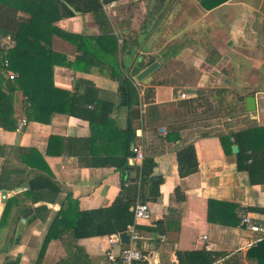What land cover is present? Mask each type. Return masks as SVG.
<instances>
[{
  "label": "crops",
  "instance_id": "crops-1",
  "mask_svg": "<svg viewBox=\"0 0 264 264\" xmlns=\"http://www.w3.org/2000/svg\"><path fill=\"white\" fill-rule=\"evenodd\" d=\"M58 1L62 17L54 26L72 38L53 37L52 48L60 59L53 70L54 85L72 94L80 88L82 94L87 82L93 84L98 99L112 105L111 124L92 127L87 120L57 111L56 101L47 111L33 107L34 113L53 109L49 123L29 120L32 107L27 97L21 91L4 92L10 101L5 108L7 127H0V264H109V237L125 232L75 239L68 229L76 219L75 203L80 211L108 209L127 191V197L133 199L137 193L136 200L142 203L147 197L151 212L150 219L135 221L141 238L130 243L127 235L129 242H123L141 250L145 257L141 264H195L199 252L211 253L212 264H258L248 259V251L261 235L240 227V211L264 226V183L251 182L249 173L239 168V152L226 151L221 137L264 130V0H230L235 8L224 16L218 12L224 5L208 10L200 0H110L114 7L108 10L100 0ZM1 41L14 47L9 37ZM83 52L87 56L80 61ZM156 63L150 76L136 81L140 72ZM255 71L258 77H249ZM9 72L14 73L8 71V79ZM128 77H133L140 97L131 110L121 105L120 80L125 83ZM187 86L190 100H181ZM215 87L220 97L232 90L236 98H243L239 103L246 124L214 135L184 120L192 111L164 114L171 104L188 109L185 102L197 98L198 89ZM252 96L257 108L249 112L246 100ZM130 119L136 139L127 171L111 160L125 152L124 131ZM23 120L27 125L19 130ZM231 142L233 148V138ZM190 144L198 171L182 177L178 153ZM134 146L156 164L152 176L160 183V195L155 202L149 196L151 184L142 186L140 176L136 181L144 160L136 159ZM40 176L42 181L50 178L55 188L40 189L32 202L25 201L21 194ZM15 196L23 200L4 220L6 204ZM25 206L33 212L22 226L29 211L22 213ZM55 219L61 221L57 237L42 256Z\"/></svg>",
  "mask_w": 264,
  "mask_h": 264
},
{
  "label": "trees",
  "instance_id": "trees-1",
  "mask_svg": "<svg viewBox=\"0 0 264 264\" xmlns=\"http://www.w3.org/2000/svg\"><path fill=\"white\" fill-rule=\"evenodd\" d=\"M200 1L206 9L211 10L230 0ZM20 12L30 15V17L22 18L19 15ZM61 17L58 0H0V127H7L8 112L5 108L10 101L4 92L13 93L16 91H21L27 97L26 103L31 104L32 108L28 110L27 114L29 120L34 119L49 123L52 118V111L54 110L52 109L49 113H39L38 111L34 113L33 107L36 109L43 108L42 110L45 109L47 111L55 105L56 101L60 109L56 106L53 108H56L57 111L87 120L92 127L96 125L102 129L103 127H109V124H111L109 113L111 112L112 105L103 103L98 99V92L93 84L87 82L85 92L82 94L80 93V88L76 89L72 94L58 89L54 85L53 70L60 59L59 55L52 48L53 37L57 34L66 39L71 40L72 38V36L62 33L54 26ZM7 37L14 42V47L9 48L8 45L5 46L2 43L1 40ZM86 56L87 54L83 52L82 57L78 60L83 61L86 59ZM6 62H8V67H5ZM138 70L135 73L139 72ZM8 71L14 72L17 78L13 80L6 78L5 74ZM117 75L120 76V74ZM120 92L122 96L121 105L131 110L140 104L139 88L135 85L133 77L125 79L124 85L120 87ZM219 95H221V92H217L215 97ZM199 96L201 95L199 94ZM196 102L197 100L194 99L190 102H185V104L188 108H190L189 106L193 108ZM92 106H94L93 110L90 109ZM150 110H154L155 113L157 108L152 106ZM124 136L125 152L122 158L111 160V164L119 169L129 171L131 167L128 165V157L132 155L130 147L136 139L132 119H130L129 126L124 131ZM231 138L234 139V144L239 146V153L237 154L239 168L249 173L252 183L263 184L264 130L260 129L258 132L242 130L231 133L228 136H222L221 141L224 149L226 151L229 150L230 153H232ZM178 163L179 172L182 177L189 176L198 171V161L193 144L179 151ZM155 166L156 164L153 159L145 158L142 167L137 169L136 174V181L139 178L138 176H140L142 186L147 181L151 184L149 196L150 200L154 202L157 201L160 195V183H157L152 176ZM42 177L40 176V179L36 177L28 183V191L25 194H21L25 198V201L27 199V201L31 200L32 202V196H34L35 192L41 191L40 189L48 191V188H55V183L50 178L45 177L42 181ZM0 189H2L1 186ZM127 196H130L128 191L126 194H122L117 202L108 209L80 211L75 203L76 219H72L73 225L68 230L73 232L75 239L126 232L129 225L135 224L134 213L130 211V208L137 202V193H135L133 199ZM22 200L20 196L11 198L6 204L3 219ZM146 200L147 197L144 198L143 203H147L145 202ZM27 207L29 206H25V210L22 213H26L29 210ZM61 214H64V212H61ZM59 223L61 221L55 219L51 224L43 244L42 256L50 240L57 237ZM62 226L63 229H66V225L62 224ZM196 256L195 264H212L215 262V258L211 253L199 252ZM248 259L256 260L258 264H264V239L259 241L256 247L248 251Z\"/></svg>",
  "mask_w": 264,
  "mask_h": 264
},
{
  "label": "rangeland",
  "instance_id": "rangeland-1",
  "mask_svg": "<svg viewBox=\"0 0 264 264\" xmlns=\"http://www.w3.org/2000/svg\"><path fill=\"white\" fill-rule=\"evenodd\" d=\"M255 5L259 9L260 7H262V3H256ZM221 6L218 12H220V14H223L224 16L225 14L231 13V11L235 8V2L233 1L230 4L229 2H226ZM261 11L264 10L261 8ZM224 23L228 22L224 19ZM255 60L258 61V59ZM252 75H254V77L256 76L257 78V71H255V73L250 72L249 77ZM187 87L188 89H184L183 93H187V95L189 96L188 92L191 88L189 86ZM217 92H220V89L216 87L198 89L197 98H194L197 100V102L193 105V108L189 106L190 108L188 109H178L176 105L173 106V104H171L168 109H164V114H166L167 116H171L175 113L176 110H181L185 113L188 111H192L188 113L189 115L187 114V116H185L186 119L184 120H188V122H191L193 126L198 127L200 131L203 130L204 133H211L214 135L224 132V130H226L230 126L236 125L239 127L242 126L243 123L246 124L247 117H244L246 114L243 108V104L239 103L243 98H236V96H234L236 95L235 91L232 90H226L221 97H215ZM199 94L201 96H199ZM148 96L151 97V93H148ZM202 97L203 99L200 100V98ZM181 100L188 101L190 99Z\"/></svg>",
  "mask_w": 264,
  "mask_h": 264
},
{
  "label": "built area",
  "instance_id": "built-area-1",
  "mask_svg": "<svg viewBox=\"0 0 264 264\" xmlns=\"http://www.w3.org/2000/svg\"><path fill=\"white\" fill-rule=\"evenodd\" d=\"M105 9L114 7V3L110 0H100ZM14 46V42H12ZM5 67H8V62L5 63ZM9 78L15 79L16 74L9 72ZM180 99H189L187 93H181ZM26 121L23 120L19 124V130L26 126ZM133 152L136 155V159L142 162L145 158L144 153L140 147L134 146ZM130 180L126 178L125 186H129ZM135 221L148 220L151 217V212L148 204L137 201L132 207ZM240 227L261 235L259 241L264 239V226L255 222L245 210L240 211ZM129 236L130 243L140 239L141 236L137 232L136 225H130L127 231L124 233ZM164 239V237H163ZM203 240H207V236L202 237ZM109 250L107 251V260L109 264H141L144 261V255L141 250L134 247L132 244L125 245L122 240V234H114L109 237Z\"/></svg>",
  "mask_w": 264,
  "mask_h": 264
},
{
  "label": "water",
  "instance_id": "water-1",
  "mask_svg": "<svg viewBox=\"0 0 264 264\" xmlns=\"http://www.w3.org/2000/svg\"><path fill=\"white\" fill-rule=\"evenodd\" d=\"M158 67V64H153L150 67L144 69L142 72H140L137 76H136V81L138 82H143L148 76H150ZM120 84L123 85L124 84V80L121 79L120 80ZM246 108L249 112H254L257 108L256 106V98L254 96L247 98L246 100ZM233 152L235 154H237L239 152V147L238 145H234L232 148ZM33 210H29L26 214H24L23 219H22V226L26 223L27 218L32 214ZM122 240L124 243H128V236L123 234L122 235Z\"/></svg>",
  "mask_w": 264,
  "mask_h": 264
}]
</instances>
